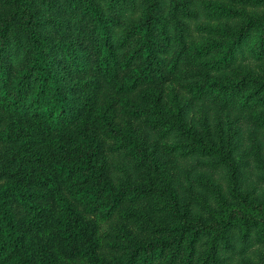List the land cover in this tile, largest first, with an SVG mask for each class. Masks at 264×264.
Here are the masks:
<instances>
[{
    "label": "rangeland",
    "instance_id": "1",
    "mask_svg": "<svg viewBox=\"0 0 264 264\" xmlns=\"http://www.w3.org/2000/svg\"><path fill=\"white\" fill-rule=\"evenodd\" d=\"M88 3L101 7L106 18L115 52V64L107 70L102 61L108 52L100 48L99 28ZM30 5L41 22L38 31L50 45L55 71L76 86L74 91L88 105L111 113L114 123L144 146L165 175L158 176L157 186L143 160L120 149V144L104 143L100 148L108 166L105 173L113 183L137 184L144 190L134 197L127 194L117 213L95 220L94 249L99 260L111 261L130 245L163 241L154 238L170 234L178 215L169 210V185L184 220L220 231L199 238L190 253L183 240L169 238V246L152 254L150 264H264V105L254 100V95L264 92V41H259L254 27L252 41L243 39L218 70L203 68V60L188 54L193 43L222 41L211 27L232 30L243 23V15L264 20V0H32ZM216 5L230 7L234 16L213 18ZM150 17L162 23L152 30L158 47L156 68L136 88L147 96L118 94L123 78L141 66V58L134 54L138 36L133 25ZM17 19L10 1L0 0V28L11 25L6 38L0 39V61L11 74L30 59L27 36ZM214 53L212 49L205 57L214 58ZM207 77L231 82L237 89L228 94L189 92L190 85L204 83ZM244 84L248 86L237 91ZM246 91H254L253 97L242 98ZM155 94L162 96V107L181 115L182 123L161 127L151 118ZM133 103L143 113L128 112ZM9 121L0 107V164L11 160L16 165L20 158L14 153L15 144L4 139ZM186 127L205 143L200 144L203 152L189 144Z\"/></svg>",
    "mask_w": 264,
    "mask_h": 264
},
{
    "label": "trees",
    "instance_id": "2",
    "mask_svg": "<svg viewBox=\"0 0 264 264\" xmlns=\"http://www.w3.org/2000/svg\"><path fill=\"white\" fill-rule=\"evenodd\" d=\"M9 1L18 17L19 27L27 36L30 59L16 74L7 72L0 61V107L10 118L9 126L3 131L4 139L15 144L14 153L20 158L16 165L11 160L0 164V264H150L152 254L169 246V238L183 240L190 253L199 238L213 237L214 233L219 235L220 230L215 226L184 220L175 192L168 185L164 188L169 192V210L178 215L168 230L170 234L154 238L163 241L130 245L111 261L99 260L94 249L95 220L117 213L127 194L134 197L144 190L137 184L113 183L105 173L108 166L103 162L105 157L100 148L104 143L120 144V149L143 160L153 179L157 180V186L161 184L158 176L165 175L159 169L160 163L146 155L144 146L114 123L115 117L111 113L99 105H88L74 91L76 86L55 71L50 45L38 31L41 22L35 19L33 8H30L32 0ZM88 4L99 28L100 48L103 53L108 52L107 60L102 61L107 70L109 64H115V52L109 42L106 18L101 7ZM233 12L230 7L216 5L212 17H233ZM243 16V23L232 30L211 27L213 34L222 41L209 45V41L193 43L188 54L203 60L200 61L203 68L218 70L243 39H250L254 27L259 41H264V20ZM159 23L162 22L157 17H150L133 25L132 32L138 36L134 54L141 58V66L134 69L133 75L123 78L117 87L118 94L126 92L131 98L147 96L146 91H136V88L141 82L148 81L150 69L156 68L158 47L152 30ZM10 29L9 23L4 24L0 28V39L6 38ZM251 48L254 52L256 44ZM212 49L214 58L205 57ZM72 58L76 56L72 55ZM244 86L248 85H242L237 91ZM205 87L208 89L203 90ZM236 89L231 82L209 80L208 77L204 83L189 86V92L196 94L208 90L228 94ZM253 95L254 91L241 93L245 99ZM161 100L162 96L155 94L151 118L161 127L182 123L181 115L176 110L171 113L167 107H162ZM254 100L264 105V92L254 95ZM128 112L143 113L137 106ZM187 130L189 144L203 152L205 143L191 128ZM226 226L223 223L222 230Z\"/></svg>",
    "mask_w": 264,
    "mask_h": 264
}]
</instances>
